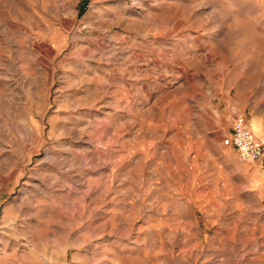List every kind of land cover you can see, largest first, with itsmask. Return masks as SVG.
Instances as JSON below:
<instances>
[{"label":"rangeland","instance_id":"rangeland-1","mask_svg":"<svg viewBox=\"0 0 264 264\" xmlns=\"http://www.w3.org/2000/svg\"><path fill=\"white\" fill-rule=\"evenodd\" d=\"M264 0H0V264H264Z\"/></svg>","mask_w":264,"mask_h":264},{"label":"built area","instance_id":"built-area-1","mask_svg":"<svg viewBox=\"0 0 264 264\" xmlns=\"http://www.w3.org/2000/svg\"><path fill=\"white\" fill-rule=\"evenodd\" d=\"M221 144L234 148L242 160L260 161L264 156L263 142L248 128L242 116L232 120L230 131L222 137Z\"/></svg>","mask_w":264,"mask_h":264}]
</instances>
